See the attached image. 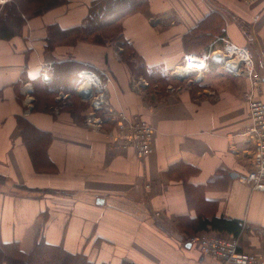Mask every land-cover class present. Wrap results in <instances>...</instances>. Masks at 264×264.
<instances>
[{
    "label": "crops",
    "instance_id": "1",
    "mask_svg": "<svg viewBox=\"0 0 264 264\" xmlns=\"http://www.w3.org/2000/svg\"><path fill=\"white\" fill-rule=\"evenodd\" d=\"M94 1L51 0L0 39V245L28 254L42 240L95 264H229L188 242L232 235L199 228L223 217L241 222V250L264 264V192L236 179L253 150L247 79L212 66L191 86L159 91L143 76L160 67L179 81L168 73L183 55L221 48V37L249 47L264 76V0H147L114 35L77 30ZM84 68L108 72L114 110L155 128L149 156L121 148L113 121L85 123L87 104L75 92ZM52 78L65 90L45 93ZM60 95L68 96L55 111Z\"/></svg>",
    "mask_w": 264,
    "mask_h": 264
},
{
    "label": "built area",
    "instance_id": "2",
    "mask_svg": "<svg viewBox=\"0 0 264 264\" xmlns=\"http://www.w3.org/2000/svg\"><path fill=\"white\" fill-rule=\"evenodd\" d=\"M8 2L10 0H0V7ZM219 41L222 43L221 48L201 54L183 55L180 63L169 75L179 81H182L179 77L186 76L185 78H191L193 82H199L212 66H216L219 73L247 79L248 89L244 91L242 98L248 107L249 125L244 134L253 145V150L249 169L239 173L236 179L253 191L264 192V76L256 67L249 47L235 45L227 37H221ZM179 66H187L188 73H178ZM77 76L79 82L75 88L76 94L79 97L82 94L88 95L87 98L80 97V101L87 104L85 123L91 127H100L104 119L113 121L118 129L113 137L121 140V148L134 147L139 159L149 156L153 151L155 128L144 119L127 117L122 111L112 108L108 94V86L111 83L108 72L84 68ZM41 78L48 80L50 76L42 72ZM139 81L141 85L148 84L145 79L140 78ZM32 92L31 83H25L23 94L28 110L32 108ZM67 96L60 95L58 100H64ZM53 110L59 109L55 107ZM188 240L202 255L212 259L229 264H261L258 255L241 250L239 238L233 235L201 233L191 236Z\"/></svg>",
    "mask_w": 264,
    "mask_h": 264
},
{
    "label": "trees",
    "instance_id": "3",
    "mask_svg": "<svg viewBox=\"0 0 264 264\" xmlns=\"http://www.w3.org/2000/svg\"><path fill=\"white\" fill-rule=\"evenodd\" d=\"M45 1L47 3H45ZM62 1V0H61ZM147 0H95L89 10L82 28L92 34L99 31H107L113 28L114 31L108 30V33L114 35L115 30L120 27L122 16L135 10L139 5L144 4ZM10 9L0 13V39H8L20 33L26 14H32L33 11H39L44 5H52L51 0H11ZM24 16V17H23ZM120 17V20L118 19ZM117 24L119 26H117ZM98 31V32H97ZM100 33V32H99ZM99 40V38H97ZM145 76L150 82L158 83L167 82V74L160 67H152L143 70ZM62 80V79H61ZM59 78L44 84L47 89L45 93L59 92L65 88V83ZM37 82V81H36ZM65 90V89H64ZM76 108V107H75ZM32 134L29 135L32 138ZM200 230H211L214 232L231 233L239 238L242 230V224L235 219H224L223 217H212L209 220L200 222ZM0 264H95L90 262L83 255H71L65 253L60 247L44 243L42 240L35 243L28 254L21 253L16 243L0 245ZM120 264H134L128 261H122Z\"/></svg>",
    "mask_w": 264,
    "mask_h": 264
},
{
    "label": "rangeland",
    "instance_id": "4",
    "mask_svg": "<svg viewBox=\"0 0 264 264\" xmlns=\"http://www.w3.org/2000/svg\"><path fill=\"white\" fill-rule=\"evenodd\" d=\"M11 1V0H10ZM255 2V1H254ZM11 3L10 2H8V3H6V4H4V5H2L1 7H0V13H3L7 8L8 9H10V7H11V5H10ZM7 9V10H8ZM133 63H135V64H137V62L136 61H133ZM139 66V65H138ZM216 70H218V69H216ZM170 73V72H169ZM168 73V74H169ZM188 79H190V81L188 80ZM193 82V80L191 79V78H185L183 81H176L175 82V80L174 81H172L171 79H169V80H167V82L165 83H157V84H152V86H151V88H153V86L154 85H157V87L155 88V90H159V91H165L166 89H167V87H172V88H177V87H179V86H183V87H185V86H191V85H189V84H193L192 83ZM67 98V97H66ZM66 98L64 99V100H59V101H57V102H54V104L52 105L53 106V108H55V107H57L58 109H61V106L63 105V101H66ZM72 100V102L73 101H76L74 98H72L71 99ZM80 101V100H79ZM72 107L75 109V107L72 105Z\"/></svg>",
    "mask_w": 264,
    "mask_h": 264
},
{
    "label": "bare ground",
    "instance_id": "5",
    "mask_svg": "<svg viewBox=\"0 0 264 264\" xmlns=\"http://www.w3.org/2000/svg\"><path fill=\"white\" fill-rule=\"evenodd\" d=\"M177 71H178V73L180 72V74L182 73V74H185V73H188V67L186 66V67H184V66H179L178 68H177Z\"/></svg>",
    "mask_w": 264,
    "mask_h": 264
},
{
    "label": "water",
    "instance_id": "6",
    "mask_svg": "<svg viewBox=\"0 0 264 264\" xmlns=\"http://www.w3.org/2000/svg\"><path fill=\"white\" fill-rule=\"evenodd\" d=\"M178 77V76H177ZM186 76H182V77H179L180 78V80H183L184 78H185ZM87 94H82L80 97L81 98H87Z\"/></svg>",
    "mask_w": 264,
    "mask_h": 264
}]
</instances>
